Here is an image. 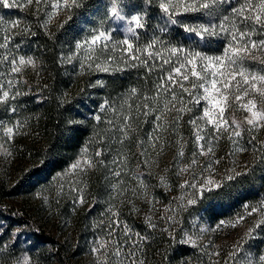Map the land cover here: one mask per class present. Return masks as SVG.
Here are the masks:
<instances>
[{
	"label": "trees",
	"instance_id": "1",
	"mask_svg": "<svg viewBox=\"0 0 264 264\" xmlns=\"http://www.w3.org/2000/svg\"><path fill=\"white\" fill-rule=\"evenodd\" d=\"M126 1L127 14L142 9L148 15L146 28L130 39L141 48L157 40L156 50L174 62L176 58L166 49L220 55L231 39L228 31L234 26L244 27L231 11L244 0L219 3L211 9V15L210 10L184 12L175 8L182 14L171 19L182 21L183 26H207L210 22L217 26L215 34L203 40L191 39L194 33L184 32L181 24H171L159 7L161 0ZM56 2L44 0L39 11L35 3L28 5L26 0H17L19 7L0 6V44L6 45L0 47V96L4 90L9 91V97L0 103V125L18 126V130L14 128L20 134L18 143L12 149L28 164L8 196H52L56 176L80 160L85 148L86 156L96 164L85 172L78 170L75 187L81 191L59 200L56 207L59 218L74 231L71 243L38 235L25 251L19 241L12 244L6 232L0 236V264L18 262L24 251L39 264H132V260L136 264H248L249 260L260 264L257 258L264 255V214L248 216L243 205L258 207L264 202V136L252 145V162L232 179L202 193L189 187L184 181L186 171L180 173V169L194 172L199 165L196 127L189 121L202 115L204 102L188 103L192 98L185 95L191 111L168 112L157 132L159 122L155 117L171 96L163 91L157 95V86L173 65L151 60L149 71L139 61L125 63L119 42L126 32L115 28L106 0H80V6L71 11L52 9L51 4ZM170 3L177 4V0ZM53 11L56 14L49 19ZM225 16L229 19L224 20ZM14 22L18 26L14 27ZM100 31L111 34L107 50L101 51L99 44L91 50L87 45L76 47ZM251 38L259 41L264 33L258 30L251 33ZM21 56L31 57L35 67L24 65L19 73H13L11 61ZM88 56L92 59L87 60ZM141 59L147 56L141 53ZM96 63H107L109 70L96 68ZM131 63L137 66H129ZM245 64L255 68L259 63L249 59ZM257 68L264 69V65ZM132 89L137 90L135 95ZM174 91L178 96L181 93L179 87ZM145 97L149 99L145 101ZM145 103L148 109H144ZM145 111L149 114L144 115ZM129 113L133 130L120 143L124 137L118 129ZM197 124L204 129L200 134L209 139L212 128L201 120ZM97 150H103V155L96 157ZM181 151L183 156L179 155ZM165 152L171 155V161L164 165L167 186L144 171L145 161L159 164ZM122 158L123 162L114 163ZM193 159L196 164H192ZM140 171L145 176L136 182ZM146 182L150 184L149 193L142 189ZM78 195H83L84 204L76 202ZM189 200L195 202L189 204ZM239 216L245 219L232 227ZM149 218L155 227L149 226ZM113 221H119V226ZM220 221L225 224L220 225ZM257 223L261 224L258 228ZM126 228L130 230L127 235ZM249 228L254 229L251 236L246 235ZM189 237L195 246L181 243ZM101 243L106 247L94 254L93 249ZM118 245L120 256L116 257L112 253Z\"/></svg>",
	"mask_w": 264,
	"mask_h": 264
},
{
	"label": "snow or ice",
	"instance_id": "2",
	"mask_svg": "<svg viewBox=\"0 0 264 264\" xmlns=\"http://www.w3.org/2000/svg\"><path fill=\"white\" fill-rule=\"evenodd\" d=\"M28 5L35 3L36 10L39 11L41 4L44 0H26ZM226 0H191L189 3L188 0H177V4L170 3V0H161L160 9L168 16L170 23L182 24V21L177 19H171L172 16L181 15L182 12L175 11L174 9L179 7L182 8L184 12L187 11H198V10H210L209 15L212 14L211 9L219 3H224ZM0 6L4 8L10 7H19L17 0H0ZM80 6V0H57L56 3L51 4V8L54 10H59L61 8L71 11L74 7ZM135 7V6H133ZM231 11L239 19L240 23L244 25L243 28L234 26L232 30L228 31L231 39L228 41L227 45L224 47L222 54L216 56H208L202 54L201 52H193L190 50H185L184 48H169L166 49L170 57H175L176 62L171 59L165 58L164 54L156 50L157 40L153 39L141 48L139 45L135 44L134 41L130 38L137 37L140 30L146 28V21L148 15L146 12H129L127 19V27L125 29L126 35L119 44L121 46V51L124 53V62L128 63L130 61H139L147 70L151 71L152 64L149 63L151 60H162L165 65H173L169 70L166 76H162L160 83L157 86V95L161 91L165 94L170 93V99L165 100L163 104V109L161 110L160 115H156L155 120L159 123L156 124V131L162 129V123L164 116L171 111H176L183 114L185 111H191L188 108L187 103H185L184 96L187 95L192 99L188 103H195L197 105L201 104L203 101L206 105L203 107L202 115L196 118H193L189 121L190 124L196 127L195 131V140L199 146V155L213 154V147L211 146V141H207V148L205 144L201 143L205 141L206 138L200 133L204 129L198 126L197 121H204L205 124L212 128L213 138H218V135L222 132H227L229 134L228 138L232 140L234 144L237 143V140L234 138H242L241 129L244 125L249 126L247 131L255 132L261 128H264V69L256 70L245 64L246 60H255L259 64L264 65V39L259 41L253 40L251 38V33L256 31H261L264 33V0H259V2H254V0H244L239 8H232ZM143 13V14H141ZM56 14L55 11L49 14V19ZM116 19L124 20L125 17L120 14V11L116 7V0H113L112 13ZM227 16L224 17V20H228ZM13 26H18L16 22L13 23ZM216 25L211 22L205 26L200 25L199 27L183 26V31L186 33H194V36L191 39L199 37L201 40L205 39L206 36H211L215 34ZM221 31H224L223 25L220 26ZM7 39V38H6ZM111 40V34L104 31L98 32V34L91 37L90 40L83 43H78L77 48H82L84 45H87L91 50L94 45H102L101 51L108 49L107 41ZM5 44H0V47H5ZM115 50V47L113 48ZM141 53L147 56V59H141ZM6 59V58H5ZM87 60H91L92 57L88 56ZM111 57L108 58L110 63ZM13 67L11 71L13 73H19L21 66L29 65L35 67V61L28 57L27 59L23 56L19 57V60L13 59L11 61ZM95 63V61H93ZM89 68L92 67V64L87 65ZM96 68L102 71H108V64L101 65L99 63L95 64ZM129 66L136 67L135 63H131ZM83 68L84 65L82 64ZM190 77L192 79H190ZM12 82L9 81V84ZM175 87H179L181 90L180 95L174 91ZM136 89H132V95L136 94ZM9 97V91L4 90L2 96H0V103L6 100ZM13 99L15 96L12 97ZM145 101L149 97L144 98ZM179 105V106H178ZM144 109H148L149 105L145 103L143 105ZM232 109L233 111H243L247 113L244 116L243 120H237L235 116L232 117L231 123L229 119L225 116V113ZM103 110V109H102ZM15 111V109H13ZM149 112L145 111L144 115H148ZM182 118L178 117V119ZM95 119L100 121V117L96 116ZM133 117L131 113L124 116L122 119V126L118 129L123 133L124 139L120 140V143H124V140L128 139L129 132L132 131V121ZM111 123V121H109ZM14 127H8L4 131V135L11 137L14 133ZM157 142H158V138ZM256 137L253 135L251 140H255ZM249 141V143L251 142ZM155 147V145H153ZM236 151L242 152L245 151L243 147L237 146ZM87 149H84V154L80 160H77L70 167V172L79 170L80 172H85L87 169L95 167L96 162L91 158L86 156ZM96 157L103 155V150H97L95 153ZM141 156L144 155V152L141 151ZM180 156H183L184 153L181 151ZM195 155V154H194ZM123 162V158L120 161H114V163ZM99 163L103 164L104 161L101 160ZM195 159L192 160V164H196ZM211 163H219V160L212 161ZM211 163L207 165L211 169ZM187 171L186 168L180 169V173ZM178 173V174H180ZM113 174L117 177L120 176L119 171H114ZM233 177H229L232 179ZM161 184L167 186V181L164 177H161ZM185 184L192 188H197L196 184H188L185 181ZM143 186V185H142ZM185 185H181L184 187ZM212 187H220L219 182L213 181L212 179H207L203 182L198 191L201 193L204 190H211ZM73 191L80 192L78 188H74ZM76 202L83 204L85 202L83 195H78L75 198ZM194 200H189L188 203H194ZM247 211V215L251 216L254 213L264 214V202H262L258 207H250L248 204L243 205ZM245 219L244 216H239L235 223L231 226L236 227L241 221ZM150 227H155L151 223V219L148 220ZM113 224L119 226V221H113ZM225 224V221H220V225ZM261 224L257 223L255 227H260ZM111 227V226H110ZM253 228H249L246 235L251 236L253 233ZM126 228L125 235L128 234ZM111 235V233H109ZM135 243V242H133ZM181 243H189L195 246V242L191 238H187ZM106 245L101 243L96 248L93 249L94 254L101 253V250L105 248ZM112 255L119 257L120 256V247H116ZM132 256H135V252L131 253ZM219 255V253H216ZM260 261V264H264V255H261L257 258ZM17 264H30L29 258L24 257L21 261H18ZM132 264H136L135 260H132ZM248 264H252L249 260Z\"/></svg>",
	"mask_w": 264,
	"mask_h": 264
},
{
	"label": "rangeland",
	"instance_id": "3",
	"mask_svg": "<svg viewBox=\"0 0 264 264\" xmlns=\"http://www.w3.org/2000/svg\"><path fill=\"white\" fill-rule=\"evenodd\" d=\"M106 1L109 4L110 17L115 28L120 32H125L128 26L127 1L116 0V7L120 11V14L125 17L124 20H118L111 14L113 0ZM259 65L260 64H258L257 67H259ZM257 67H253V69L258 70ZM245 115H247V113L243 111H233L232 109H229V111L225 113L230 123L233 116H235L237 120L242 121ZM248 127L249 126L244 125L241 129L242 138H234L237 140L236 144L228 138L229 134L227 132H222L218 135V138L214 139L213 136H211L209 139L206 138L205 141H202L201 143L205 144V148L208 146L207 141H211L213 154L201 155L197 169L194 172L187 170L184 173L189 184H196L198 189L207 179H212L213 181L219 182L221 185L224 181H227L229 177H233L243 171L248 164L252 162L254 157L252 145L255 141L264 136V128L255 132H249L247 131ZM6 128L8 127L0 125V236L9 232V235H11L10 242L13 244L19 241L20 245L25 247V251L29 249L30 245L33 243L34 237L38 235L45 236L51 241L59 243L65 241L67 244H70L74 231L73 229L71 231V229L67 228V224L62 222L56 207L59 200H65L76 192L73 191V189L76 188L75 177L78 170L70 172L69 168L65 173L57 175L54 181L55 191L52 196H41L39 194L34 196H8V192H10L21 175L28 169V164L20 158L19 154L14 149H12V147L15 148V145L18 143L17 141L20 134L14 130L13 135L8 137L4 135ZM253 135L256 137L255 140H251ZM250 140L251 142L249 143ZM237 146L243 147L245 151H236ZM216 160H219V163H211ZM170 161L171 155L165 152L159 164L145 161L144 171H146L147 176L154 174L158 181H161V177H164V165ZM210 163L211 169L206 167ZM137 173L139 177H141L138 180L136 179V182H139V180L142 181L145 173L143 171ZM185 178L184 181H186ZM149 186L150 184L147 182L143 183L142 189H144L146 193H149ZM214 188L217 187H212L211 189ZM146 197H149V195L147 194ZM10 224L12 226H9ZM25 251L20 256L19 261L24 257H28L30 264H39L31 260L29 253ZM14 264H17V262Z\"/></svg>",
	"mask_w": 264,
	"mask_h": 264
}]
</instances>
